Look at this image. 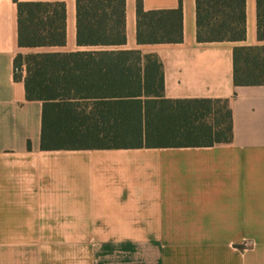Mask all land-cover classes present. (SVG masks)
<instances>
[{
	"label": "crops",
	"instance_id": "1",
	"mask_svg": "<svg viewBox=\"0 0 264 264\" xmlns=\"http://www.w3.org/2000/svg\"><path fill=\"white\" fill-rule=\"evenodd\" d=\"M19 1L64 2L66 42L20 47L17 3L0 0V227L59 232H2L0 242L58 241L60 264H264V84L233 80L234 47L264 44L256 0H245L243 40L207 42L196 39L195 0H142L146 11L181 2L183 30L181 42L143 44L136 41V0H125L121 46L78 45L75 0ZM23 48L155 54L163 97L226 99L232 137L209 146H154L143 137L131 146L129 102L150 97L142 85L133 96V78L108 69L76 76L77 109L91 115L90 136L75 142L83 146L43 149V103L27 99L24 67L14 76Z\"/></svg>",
	"mask_w": 264,
	"mask_h": 264
},
{
	"label": "trees",
	"instance_id": "2",
	"mask_svg": "<svg viewBox=\"0 0 264 264\" xmlns=\"http://www.w3.org/2000/svg\"><path fill=\"white\" fill-rule=\"evenodd\" d=\"M181 1V0H180ZM17 3L20 47L61 46L66 42V7L61 1ZM257 39L264 42V0H256ZM76 43L121 46L126 42L125 0H75ZM245 0H195L196 39L239 41L245 38ZM183 40L182 6L144 10L136 0V41L178 43ZM104 64L92 65L93 62ZM144 61V66H143ZM110 63L109 67L106 63ZM24 65L27 99L40 100L41 147H81L90 136V117L77 109V75L114 73L131 76L133 96L141 85L150 97L132 99L129 137L133 144L154 146H209L232 137L231 110L226 99H166L163 97L162 63L155 54L139 49L43 51L14 58L15 78ZM141 75L144 82L141 83ZM233 80L236 85L264 84V44L235 46ZM122 82H116L122 93ZM119 104V102H117ZM127 103V102H126ZM122 105V103H121ZM143 107L145 129L143 131Z\"/></svg>",
	"mask_w": 264,
	"mask_h": 264
},
{
	"label": "rangeland",
	"instance_id": "3",
	"mask_svg": "<svg viewBox=\"0 0 264 264\" xmlns=\"http://www.w3.org/2000/svg\"><path fill=\"white\" fill-rule=\"evenodd\" d=\"M20 53L25 55L31 52L29 48H23ZM2 232L58 233L59 227H0V233ZM60 244L58 241L0 242V264H60Z\"/></svg>",
	"mask_w": 264,
	"mask_h": 264
}]
</instances>
